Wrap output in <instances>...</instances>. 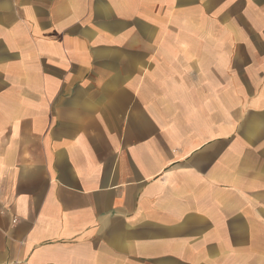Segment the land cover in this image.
Instances as JSON below:
<instances>
[{"label":"crops","instance_id":"crops-1","mask_svg":"<svg viewBox=\"0 0 264 264\" xmlns=\"http://www.w3.org/2000/svg\"><path fill=\"white\" fill-rule=\"evenodd\" d=\"M0 264H264V0H0Z\"/></svg>","mask_w":264,"mask_h":264}]
</instances>
